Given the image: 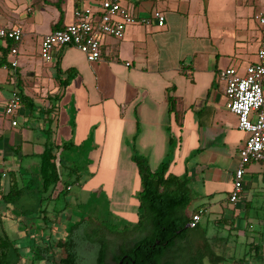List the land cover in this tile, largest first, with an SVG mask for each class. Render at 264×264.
<instances>
[{
    "label": "crops",
    "instance_id": "0c3cea01",
    "mask_svg": "<svg viewBox=\"0 0 264 264\" xmlns=\"http://www.w3.org/2000/svg\"><path fill=\"white\" fill-rule=\"evenodd\" d=\"M25 1L28 5L21 12L19 5ZM97 1L83 0L80 6L94 8ZM31 2L0 0V27H18L22 33L15 57L8 53L11 42L0 40V49L9 44L5 54L0 52V194H5L12 185L21 189V197L15 203L21 210L46 214L48 210L52 211L49 202L54 187L43 189L37 175L40 154L45 146H50L52 152L59 156L62 144L80 146L91 131L95 139L100 132L99 123L93 121L91 127L85 128L80 126L79 118L75 119L86 110L96 109L97 113H94L98 122L105 120L104 115L99 116V105L104 104L105 94L97 91L79 94L75 98V108L80 112L76 110L74 121H69V115L60 112L59 101L65 98V90L76 73L75 68L80 71L85 64L88 73L96 79V74L101 76L106 70H111L108 67L118 66L117 72H114L122 78L129 77L133 86L125 98L128 107L122 104L118 106L119 129H123L128 122L133 126L134 131L127 140L135 134L137 125L140 133L135 146L156 161L153 132L159 131L158 127H162L166 115L165 127L178 133L177 150L189 148V155L196 156L195 165L200 167L203 178L212 186L209 191L202 192L206 200L213 202L209 208L200 206L191 212L186 210L188 217L197 212H200V217L196 226L189 228L186 236L180 240L181 245L187 248L189 244V253H194L203 249L207 242L204 229L227 228L230 231L228 235L231 232L242 233L240 238L244 240L243 245H248L250 252L255 251L254 255L259 252V259L264 257V174L258 164L246 165L240 198L235 204L228 203L231 173L236 167L237 151L246 134L237 130L236 118L229 113L223 89L219 90L216 83L221 71L232 68L240 75L247 65L256 61L264 29L258 26L254 18L264 15V0H120V5L138 20L150 18L153 11L159 12L164 17L163 27L157 28L150 20L146 25L137 23L125 27L120 40L102 36L101 58L92 64L86 63L84 58L83 65L74 63L71 58L65 59V55L75 49L59 48L53 54V57L60 58L59 64L52 57L50 66L46 68L32 65L28 54L33 45L25 42L24 36L36 35L35 26L47 24L49 31L37 35L34 46L38 48L40 38L51 32L53 25L58 23L63 27L72 22V11L77 5L70 0H45V3L37 0L35 5ZM250 20L256 30L251 28ZM112 59L118 65L112 66ZM12 61L16 63L14 68L9 66ZM57 68L61 73L59 77ZM66 69H71L73 77L68 79L66 86L61 87L56 78L64 79L61 76ZM5 84L14 87L7 90ZM170 88H173L170 95L175 99L176 122L172 115L166 114V90ZM12 91L22 97L12 118L16 122L13 127L2 114ZM262 92L264 97V85ZM126 112H129V117ZM61 113L63 123L59 122ZM19 119H22L21 126ZM75 170L78 173L79 169ZM181 170L178 169L179 172ZM1 174L4 176L1 177ZM75 174L72 175L75 177ZM68 188L66 186L65 189ZM221 193H224V202L220 203L214 197ZM43 195H46L47 202L44 208ZM8 211L4 202H0V228L5 235L4 227L11 220L7 216ZM250 211L251 214L248 213ZM250 217L256 221V230L253 231L258 238L256 245L246 241V229L250 226L245 220ZM36 219L39 221L41 217ZM36 228L37 236L48 237L44 223H37ZM31 230L24 227L21 235L30 238ZM232 236L235 238L239 234ZM59 241L64 242L57 240L54 245ZM207 250L212 258H220L210 248ZM228 250L231 253L233 248ZM238 261L232 264H245Z\"/></svg>",
    "mask_w": 264,
    "mask_h": 264
},
{
    "label": "rangeland",
    "instance_id": "374dc122",
    "mask_svg": "<svg viewBox=\"0 0 264 264\" xmlns=\"http://www.w3.org/2000/svg\"><path fill=\"white\" fill-rule=\"evenodd\" d=\"M26 5H28L27 1L20 3L19 9L21 12L24 11ZM250 26L256 30V26L253 25L251 20ZM261 28L264 29V27ZM48 31V25L42 23L38 27L35 26L36 35L26 34L24 36V41L33 45L31 52L28 54V59L36 68H46L51 64V61L43 62L39 58L38 48L34 46L37 43V35L45 34ZM69 52L70 54L65 55V59L71 58L74 63L83 65V56L80 53L75 50ZM59 59L56 56L53 57L55 62H59ZM110 62L112 66L118 65L115 59ZM83 66L84 68H81L80 71L75 68L76 73L70 86L65 90V98L59 101L60 112L63 111L64 114L69 115L67 117L69 121H74L77 110L75 108V98L84 92L95 93L97 91L105 94L104 104L99 105V116L104 115L105 120L102 119L98 122L95 115L97 113L96 109L94 110L95 113L92 110H86L85 113L76 116L75 119L79 118L80 126L82 125L85 128L91 127L93 121L95 124L99 123L100 132L94 139L91 131L88 138H83L80 146L60 150L59 156L62 164L59 167V179L52 186L54 192L50 196L51 201L49 202L52 211L48 210V214L36 213V211L27 212L18 208L15 203H4L9 209L7 216L11 218L10 223H7L4 227L7 238L11 242V247L7 250L6 264H45L39 261L42 256V249L46 250L47 255L51 256L52 264H54L64 256L61 249L55 250L54 242L69 239L77 245L82 263L94 264L96 244L91 245V243L95 240L100 242L103 239L105 241L107 259H109L110 256L116 254L117 247L129 245L138 237L143 236V234L140 235L132 231L137 222L136 195L140 191V183L135 167L128 156L130 150L127 139L134 130L129 122L123 129H119L117 121L119 104L128 107L125 98L133 89L132 81L129 77L122 78L121 75L116 73L118 66L108 67L111 70H106L101 76L96 74V79L88 73L86 65ZM129 71H131V68ZM61 78H64V75ZM216 83L219 90L223 89L224 83L222 80L217 78ZM262 85H264V79ZM4 87L11 90L14 86L5 84ZM35 105H37V102H35ZM77 111L80 112V110ZM126 113L129 117V112ZM62 114L59 116L60 123L64 121ZM166 120L165 115L162 127H158L159 131L153 132L155 138L153 143L157 155L155 157L158 158H156V161L146 156L142 150L135 146L138 155L147 159L148 166L151 169L165 158L167 135L172 136L174 139L178 135L176 130L169 129L166 132ZM34 122L37 123V120ZM21 123L22 119H19L20 126ZM23 125H25V121ZM69 126H71L70 123ZM188 149L185 147L179 151L177 148L174 150L171 159L175 162L170 173L187 179L190 202L186 210L191 212L200 206L209 208L213 202H209L203 197L202 192L204 190L209 191L212 186L207 179L203 178L200 167L195 165L196 156L189 155L190 151ZM73 168L79 169L78 180H75L73 175L68 174V169ZM179 168L183 171L179 172ZM66 186H69L67 190L65 189ZM41 197H43L42 208H44L47 203L45 201L46 195ZM216 198L219 199L220 203L224 202V193L215 195L214 199ZM248 213L251 214V211ZM36 217H41L43 221L40 219L39 222ZM85 218H88V220L81 221ZM245 221L250 226L246 229V241L247 243L253 242L256 245L258 238L253 232L256 230L254 226L256 221L253 217ZM37 223L45 224V230L49 234L48 237H45V235L37 236ZM73 226L76 227L72 229ZM24 227L29 230L32 229L30 238L21 235ZM96 230L97 234L95 233ZM204 230L207 242L203 249L189 253V244H187V248H184L180 241L175 243L172 251L179 257L176 264H232L238 259V262L245 264H264V257L259 259V252L254 255L255 251L250 252L248 245H243L244 240L240 238L242 233L231 232V235H228L230 231L227 228L222 229L220 227L218 229L207 227ZM235 234H239V236L234 238L232 235ZM38 247L41 249L38 250ZM208 248L220 258H212L207 252ZM229 248H233V253H229Z\"/></svg>",
    "mask_w": 264,
    "mask_h": 264
},
{
    "label": "trees",
    "instance_id": "16d2710c",
    "mask_svg": "<svg viewBox=\"0 0 264 264\" xmlns=\"http://www.w3.org/2000/svg\"><path fill=\"white\" fill-rule=\"evenodd\" d=\"M36 3L37 0L31 2L32 5ZM55 7L57 6L55 5ZM60 28L62 27L57 23L52 26L51 31ZM8 48L9 44L0 49L1 54H5ZM56 73L57 76L61 74L58 68ZM62 75H64V79L60 80L58 76L56 81L59 86L64 87L73 74L71 69H66ZM172 90L173 88L166 90V114L167 116L172 115L176 122L175 99L170 95ZM20 99L22 100V97ZM137 128L136 125L135 134L127 142H129L130 150L129 160L135 167L140 183V191L136 195L137 222L132 231L140 235L143 234V236L138 237L129 245L117 247L116 254L110 256L109 259H107L105 241L103 239L100 242L95 240L91 243V245L96 244L94 264H176L179 257L172 250L175 243L183 239L189 231L187 223L190 217L187 216L186 209L190 202V192L187 179L170 173L173 163L171 157L177 148V138L174 139L167 135L165 158L153 170H150L147 159L136 152L135 142L139 133ZM165 130L168 132L169 127H165ZM62 145L60 147L62 151L70 149L72 146L71 143ZM52 151L50 146H45L40 154L37 175L43 189L54 186L59 179V167L62 161L60 156ZM74 173L77 174H75V180H78L79 175L74 168L68 174L74 175ZM20 192L21 189H16L11 185L5 194H0V202L16 203L21 197ZM86 220L82 219L81 221L85 222ZM74 227L76 226H73L72 229ZM95 233L97 234V230ZM10 247L11 242L0 229V264H6L7 250ZM55 248L61 249L64 256L54 264H83L77 245L70 239L57 242ZM41 255L40 262L52 264L51 256L46 254V250L42 249Z\"/></svg>",
    "mask_w": 264,
    "mask_h": 264
},
{
    "label": "built area",
    "instance_id": "2783aa9c",
    "mask_svg": "<svg viewBox=\"0 0 264 264\" xmlns=\"http://www.w3.org/2000/svg\"><path fill=\"white\" fill-rule=\"evenodd\" d=\"M77 7L72 11V22L60 29L53 30L40 38L38 56L43 62H50L55 51L62 47H70L78 51L88 64L100 60L102 46L100 38L106 36L115 40L123 37L124 29L137 23L149 24L152 20L157 28L164 25V17L157 11L150 18L138 20L120 5V0H98L94 8L81 7L83 0H70ZM256 23L264 27V15L255 16ZM22 37L21 30L0 27V40L10 41L9 55L15 57L16 46ZM10 68L16 66L10 62ZM223 81V94L227 109L236 118V128L246 134V138L237 151L236 167L231 173V190L227 201L235 204L241 195L245 166L256 163L264 174V97L262 82L264 79V36L259 40L256 61L247 65L242 74L227 68L219 73ZM20 106V97L12 91L5 102L2 114L16 125L15 114ZM4 175L1 174V177ZM200 212L190 216L188 228H194L199 220Z\"/></svg>",
    "mask_w": 264,
    "mask_h": 264
},
{
    "label": "water",
    "instance_id": "95a60500",
    "mask_svg": "<svg viewBox=\"0 0 264 264\" xmlns=\"http://www.w3.org/2000/svg\"><path fill=\"white\" fill-rule=\"evenodd\" d=\"M118 264H120V263H118Z\"/></svg>",
    "mask_w": 264,
    "mask_h": 264
}]
</instances>
